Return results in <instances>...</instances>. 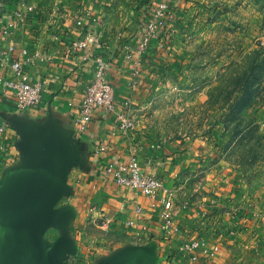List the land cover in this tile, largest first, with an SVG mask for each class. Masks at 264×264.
I'll list each match as a JSON object with an SVG mask.
<instances>
[{"label":"crops","instance_id":"crops-1","mask_svg":"<svg viewBox=\"0 0 264 264\" xmlns=\"http://www.w3.org/2000/svg\"><path fill=\"white\" fill-rule=\"evenodd\" d=\"M152 1L155 6L163 0ZM84 2L90 9L86 25L98 32V15L108 14L113 3ZM50 6L45 0H0V29L8 21L16 22L8 37L0 30V50L9 63H21L41 86L39 103L19 111L14 97L0 85V124L5 125L0 136V264L181 260L176 249L186 238L162 229L163 195L144 196L117 185L104 172L105 165L134 154L143 171L159 178L172 194L178 187L175 173L186 166L188 151L175 154L174 164L163 149L142 142L137 130L129 140L118 129L122 102L130 101L135 119L146 103L166 63L168 38L156 35L141 49L139 31L129 48L116 53L98 44L90 51L71 53L69 40L78 36L73 9L66 4L61 19L50 20ZM152 9L145 11L146 20ZM127 53L131 60L125 58ZM97 58L109 63L106 75L117 107L112 112L95 109L89 122L81 124L80 102ZM8 72L0 69L4 76ZM100 145L107 150L98 152ZM174 221L179 223L176 214ZM207 257L197 251L193 264H207Z\"/></svg>","mask_w":264,"mask_h":264},{"label":"rangeland","instance_id":"rangeland-1","mask_svg":"<svg viewBox=\"0 0 264 264\" xmlns=\"http://www.w3.org/2000/svg\"><path fill=\"white\" fill-rule=\"evenodd\" d=\"M45 1L50 20L66 4L74 19L87 9ZM102 1L114 8L92 29L98 46L129 48L153 1ZM168 12L166 63L134 131L172 162L189 152L175 173V214L179 235L211 251L207 264H264V0H171Z\"/></svg>","mask_w":264,"mask_h":264},{"label":"built area","instance_id":"built-area-1","mask_svg":"<svg viewBox=\"0 0 264 264\" xmlns=\"http://www.w3.org/2000/svg\"><path fill=\"white\" fill-rule=\"evenodd\" d=\"M171 0H163L153 6L152 16L147 19L143 25V31L140 37L141 49L145 48L148 42L159 34L171 35L173 14L169 13ZM84 14L78 16L74 21L77 37L69 40V50L71 53L81 51H90L97 44V37L94 31L86 25L88 10L83 11ZM16 22L11 20L4 24L0 29L1 35L8 37L13 32ZM66 36V35H65ZM67 38V36H66ZM88 56V54H87ZM90 57V55H89ZM127 60H131V55H125ZM95 73L92 81L86 86L83 93L79 108V123L87 124L91 118V113L95 109H101L105 112H112L116 109L113 87L107 80V71L109 63L103 58L95 59ZM6 67L9 70V76L0 73V85L3 91L12 95L16 101V107L19 111L37 105L41 99V86L38 82L28 77L22 68V64L14 61L9 63L4 54L0 50V69ZM137 71H133V76L137 75ZM136 86L133 80L131 87ZM123 111L118 117V129L121 131L125 139H131L136 125V119L130 108V101L122 102ZM5 132V125L0 124V136ZM1 149V148H0ZM107 147L100 145L98 152H104ZM105 174L113 179L120 186L127 187L137 191L144 196L151 197L156 193H161L164 197L162 202V229L169 233L177 235L180 233L179 225L175 223V202L172 192L167 189L162 181L155 175L143 171L137 156L131 154L126 161L116 162L105 165ZM140 213L141 209L137 208ZM197 251H201L208 256V251L204 242L199 240L184 241L177 249L181 260H170L169 264H193L194 255Z\"/></svg>","mask_w":264,"mask_h":264}]
</instances>
